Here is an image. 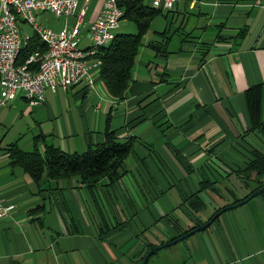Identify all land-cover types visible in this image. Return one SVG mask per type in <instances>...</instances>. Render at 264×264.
Here are the masks:
<instances>
[{
    "label": "crops",
    "instance_id": "0c3cea01",
    "mask_svg": "<svg viewBox=\"0 0 264 264\" xmlns=\"http://www.w3.org/2000/svg\"><path fill=\"white\" fill-rule=\"evenodd\" d=\"M102 4L89 1L81 28L84 49L91 47L88 31ZM39 21L58 32L75 26L77 17L42 13ZM25 27L22 23V34L30 35ZM138 56L134 81L122 100L108 93L99 68L93 70L94 89H47L46 102L35 109L22 94L12 102L24 101L35 130L41 122L34 113L48 119L62 114L54 129L69 138L79 132L76 110L89 145L95 143L83 107L90 102L86 115L94 101L106 98L113 105L107 121L120 140L132 139L134 148L121 180L103 179L89 191L78 177L37 185L8 151L11 145L26 151L24 136H0V206L14 207L0 218V264H142L149 245L156 248L205 225L256 188L240 170L253 160V146L264 151L252 131L264 121V0L182 1L153 19ZM256 87L262 89L261 113L252 116L247 92ZM103 102H97L99 111ZM8 114L0 113L1 126ZM103 132L96 144L104 141ZM42 137L48 145L43 132L31 140L35 144ZM195 199L201 204L196 209L190 206ZM180 212L185 217L178 218ZM183 243L165 248L161 258L163 251L156 252L148 264H264V193Z\"/></svg>",
    "mask_w": 264,
    "mask_h": 264
},
{
    "label": "trees",
    "instance_id": "16d2710c",
    "mask_svg": "<svg viewBox=\"0 0 264 264\" xmlns=\"http://www.w3.org/2000/svg\"><path fill=\"white\" fill-rule=\"evenodd\" d=\"M118 3L124 12L123 20H132L137 25V33L117 35L108 46L99 49V55L94 60L100 63L101 79L108 93L112 97L122 100L134 81L133 71L136 67L142 40L153 19L162 10L153 9L142 0H118ZM46 50V45L40 38L33 35L21 49L18 64L25 63L36 52H45ZM247 99L252 116L254 113L260 115L261 87L249 90ZM252 131L258 133L264 142V121H257ZM103 136L104 141L102 143L89 144L83 153H69L61 147L45 143L40 145L39 143L43 142H40L41 139H44L43 137L35 139L32 151H23L17 145H11L8 151L13 164L21 167L23 172L28 174L37 185L78 177L90 191L96 190L103 179L108 178L112 183L121 180L124 175L123 166L134 148L132 139L126 141L119 139L116 131L111 128L110 119L107 121ZM253 148V160L240 170V174L243 180L255 183L257 186L245 200L264 187V151L256 146ZM207 187L209 186L205 184L202 189L205 190ZM196 205L201 206L197 199L190 206L196 209ZM221 210H218L210 220ZM201 226L193 227L179 237ZM154 248L155 246L151 245L145 256Z\"/></svg>",
    "mask_w": 264,
    "mask_h": 264
},
{
    "label": "built area",
    "instance_id": "2783aa9c",
    "mask_svg": "<svg viewBox=\"0 0 264 264\" xmlns=\"http://www.w3.org/2000/svg\"><path fill=\"white\" fill-rule=\"evenodd\" d=\"M90 0H0V85L4 97L0 100V109L8 106L19 94L31 109L42 106L46 102V90L55 93L59 90H70L81 86L94 89L93 70L97 65H86V58L97 57L99 51L84 52L80 46L82 24L88 11ZM154 4V9L162 11L174 10L177 4L185 0H143ZM84 2V7L80 8ZM42 13H52L56 17H77L72 28L64 27L56 32L44 27L39 21ZM124 12L112 10V0H103L97 19L91 23L88 31L89 41L107 42L108 34L117 31L123 21ZM31 29H40L44 34L56 39V47L51 53L36 52L21 67L11 65L18 37L23 35L21 24ZM42 55L52 56L48 70H40ZM70 57H78V64H70ZM39 62V71L32 77H24V70L29 63ZM14 207L2 208L0 218Z\"/></svg>",
    "mask_w": 264,
    "mask_h": 264
},
{
    "label": "rangeland",
    "instance_id": "374dc122",
    "mask_svg": "<svg viewBox=\"0 0 264 264\" xmlns=\"http://www.w3.org/2000/svg\"><path fill=\"white\" fill-rule=\"evenodd\" d=\"M123 26L124 27H122L117 33H119V34H135V33H137V30H138L137 29V25L132 20H126L123 23ZM25 28L28 31H30V35L32 33L31 31H33L34 35H36L35 32H34V29L30 30L29 27H25ZM154 28H155L154 25H152V31L154 30ZM33 33H32L31 36H33ZM31 36H27V37L32 38ZM113 36H114V34H113ZM90 43H91V46H92V42L91 41H90ZM138 57H140V56H138ZM141 59H142V57H141ZM144 59H148V58L145 57ZM137 60L139 61L140 58H137ZM59 91H60V93L62 92L61 90H59ZM68 98L73 103L76 104V101L74 99L73 93H69ZM63 100H64V97H63ZM99 100H100V102L104 101L103 102L104 105H105L104 110L101 109L99 111L96 108V106L98 105L97 102H99ZM22 102L23 103L20 104L19 106L17 104L15 105L14 103L11 102L8 106L3 107V108L0 109V113L5 111V110L9 111V114L7 116V119H6V125L5 126H1L0 125V136H3V134L6 133L8 135V139L12 140L17 135L21 134V135L24 136V139H25L24 143H23V148L26 151H31V150H33V145H34L33 140H31L32 136L34 135L36 137L38 135H41V132H43L45 135L48 136V138H47L48 140L46 141L48 143V145L54 144L56 146H59V147H62L63 149H65L64 147L67 148V144H68V150L65 149L68 152H72L73 151V152L83 153V152H85L87 150V148H88V140L86 139L87 134L84 131V127L81 125V122L84 119H82L80 117V115L77 114L76 110L73 111V115L76 116L75 119L78 122V127L77 128L79 129V132L75 136L69 138L68 136H64V135L61 136V134L54 129V125L58 124L57 121H62L63 120L62 119L63 118L62 114H60L59 116H55V118L48 119L42 113H39V114H35L34 113L32 115V117H34V119H36L38 122H41V124L38 126V128L36 130L33 129L32 127H30L29 123H28L29 116L26 115L27 106L24 103V101H22ZM89 103L90 102L87 101L86 104L84 105L83 113L84 112L87 113L86 108H87ZM93 103L94 104H93L90 112L88 114H86V115L84 113L83 116H87L88 121H90V129L93 132V136H92L93 137V142L96 144L97 141H98L97 140L98 133H102L105 130V128H106V122H107V118H108V113L110 111L109 108L111 106H113V105L112 104L110 105V103H108L106 98L104 100H101L100 98H98L97 101H94ZM106 108H108V109H106ZM94 112H98V113L95 114ZM18 117L20 119H22V121H18L17 120ZM66 135H68V134H66ZM43 143L44 142H42L41 145H43ZM164 186L167 188V189L165 188V190H167L166 192H168L169 189H170V186H168V184H166ZM161 203L164 205L165 204V199H162ZM179 214L181 216L182 215L184 216V214L182 212H180L177 215L178 218H179ZM101 218H103V217H101ZM186 221L187 220H183V219L180 220V222L182 224L185 223ZM164 230H165L164 233H166V234L170 232L169 228H165ZM150 246L151 245H149V248H150ZM173 246H185V245H184L183 241H181L178 244L173 245ZM167 249L160 250L161 252L163 251V253L160 255L159 258H161L164 254H166L165 252L168 251ZM155 256H153L152 261H154L157 258ZM152 261H151V263H152ZM161 261H163V263H160V264H164L165 263L164 260H161ZM169 263L170 262L168 260L167 263H165V264H169Z\"/></svg>",
    "mask_w": 264,
    "mask_h": 264
},
{
    "label": "bare ground",
    "instance_id": "6f19581e",
    "mask_svg": "<svg viewBox=\"0 0 264 264\" xmlns=\"http://www.w3.org/2000/svg\"><path fill=\"white\" fill-rule=\"evenodd\" d=\"M143 1V0H142ZM151 8L154 9V4L148 3ZM112 10L113 11H122L119 7L118 0H112ZM35 34L40 38V40L46 45L47 50L43 53H51L52 49L56 47V39L50 37L49 35L44 34L40 29H34ZM31 38L27 36L18 37L17 43L13 53L11 54V65L13 67H21L18 64V57L20 55L21 49L24 47L25 43H27ZM112 41L111 34H108L107 42L104 41H91L92 46L90 48L84 49V52H94L99 51V49L108 46ZM95 57L86 58V65H97V69L100 68V64L97 61H94ZM52 63V56L50 55H42V59L40 60V70H48ZM70 64H78V57H70ZM39 71V62L29 63L28 69L24 70V77H32L33 72Z\"/></svg>",
    "mask_w": 264,
    "mask_h": 264
},
{
    "label": "water",
    "instance_id": "95a60500",
    "mask_svg": "<svg viewBox=\"0 0 264 264\" xmlns=\"http://www.w3.org/2000/svg\"><path fill=\"white\" fill-rule=\"evenodd\" d=\"M264 193V187L262 189H260L259 191H257L255 194H253L250 198H248L247 200H244L242 202H240L239 204H236V205H233V206H230V207H227L225 209H222L219 213H217L208 223H206L205 225L195 229V230H192L191 232H189L188 234H185L173 241H170L166 244H162L154 249H152L151 251H149L146 256L144 257L143 259V262L142 264H148L150 258L153 256V254H155L156 252L162 250V249H165V248H168V247H171L173 245H176L178 244L179 242L181 241H184L185 239L189 238L190 236L196 234V233H199L201 230H206L207 228H209L215 221L217 218H219L221 215L227 213L228 211L232 210V209H235L239 206H243L245 204H247L251 199L255 198V197H258L260 196L261 194Z\"/></svg>",
    "mask_w": 264,
    "mask_h": 264
}]
</instances>
